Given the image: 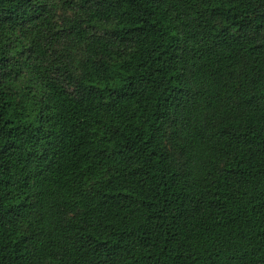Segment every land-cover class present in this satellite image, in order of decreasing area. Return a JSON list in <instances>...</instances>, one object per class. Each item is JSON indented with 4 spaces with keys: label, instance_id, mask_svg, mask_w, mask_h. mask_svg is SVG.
<instances>
[{
    "label": "trees",
    "instance_id": "16d2710c",
    "mask_svg": "<svg viewBox=\"0 0 264 264\" xmlns=\"http://www.w3.org/2000/svg\"><path fill=\"white\" fill-rule=\"evenodd\" d=\"M0 264H264V0H0Z\"/></svg>",
    "mask_w": 264,
    "mask_h": 264
}]
</instances>
